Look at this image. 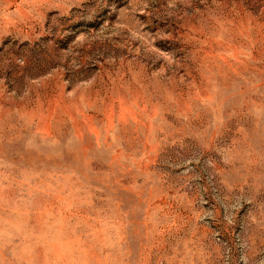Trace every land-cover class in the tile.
<instances>
[{
    "label": "rangeland",
    "instance_id": "374dc122",
    "mask_svg": "<svg viewBox=\"0 0 264 264\" xmlns=\"http://www.w3.org/2000/svg\"><path fill=\"white\" fill-rule=\"evenodd\" d=\"M0 264H264V0H0Z\"/></svg>",
    "mask_w": 264,
    "mask_h": 264
}]
</instances>
